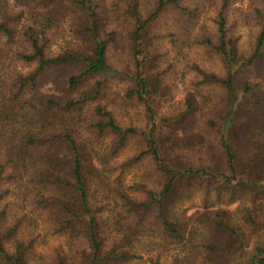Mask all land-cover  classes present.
Wrapping results in <instances>:
<instances>
[{"label":"trees","instance_id":"trees-1","mask_svg":"<svg viewBox=\"0 0 264 264\" xmlns=\"http://www.w3.org/2000/svg\"><path fill=\"white\" fill-rule=\"evenodd\" d=\"M28 1L34 5L28 12L31 24L26 30L32 54L25 60L35 62L37 68L20 78L18 88L7 100L0 94V112L4 114L0 117V264H33L35 256L41 257L36 251V240L26 238L23 233L32 213L36 228L41 218L51 232L64 236L69 246L44 264H127L132 260L128 252L105 249L91 197V185L100 176L92 162V169L88 166L86 147L78 139L84 127L98 137L114 135V152L123 149L131 138L140 137L144 141L145 150L136 161L152 160L165 182L158 193L150 192L147 200L135 207L144 214L154 211L173 240L185 238L183 224L171 216L174 195L184 182L212 180L226 189L252 190L264 195V166L255 156L256 150H264V83L257 76L260 68L264 70V11H257L260 30L249 54L237 51L232 36L228 17L232 0H220L214 20L216 41L209 36L203 41L225 67L224 76L200 72L206 78L205 84L220 86L225 93L220 125L210 122L218 135L217 151L224 167L212 171L208 166L194 167L173 154V149H185L190 141L204 139L195 132V122H190L202 108L189 99L180 116L164 117L158 111L154 94L160 78L151 76L156 64L151 52L152 31L157 21L170 13L181 20L197 21L202 16L199 8L186 6L184 0H156L145 14L140 0ZM122 3L132 26L129 38L133 70L126 73L108 64L109 44L101 37L103 22H108ZM111 7L114 12L108 11ZM2 18L0 35L12 37L14 31L7 22L15 18L6 14ZM68 20L76 22L73 30L80 42L77 49L49 55L47 34L58 22ZM113 37L116 35H109ZM66 68L65 83L58 92L39 94L50 72ZM101 77L103 80L91 84ZM112 77L127 81L130 84L127 98L144 105L145 130L123 128L100 104L104 78ZM90 118L94 122L89 123ZM240 147H248L254 153L251 160L255 163L248 169L240 162ZM14 191L24 198L21 203L28 214L12 217L9 199ZM217 226L240 239L237 230L222 219ZM259 251L264 253V247ZM257 264H264V258Z\"/></svg>","mask_w":264,"mask_h":264},{"label":"rangeland","instance_id":"rangeland-1","mask_svg":"<svg viewBox=\"0 0 264 264\" xmlns=\"http://www.w3.org/2000/svg\"><path fill=\"white\" fill-rule=\"evenodd\" d=\"M155 2L140 0L141 11L146 14ZM184 3L190 8H199L201 18L197 21L181 20L174 14H166L152 31L154 47L151 52L156 64L151 76L160 78L158 87H154L155 100L164 117L180 116L186 111L189 99L195 100L202 108V112L190 122H195V132L203 135L204 139L190 141L185 149H173V154L194 167L208 166L215 171L224 166L217 151L218 135L210 122L220 125L225 93L220 86L205 84L206 78L200 72L225 75L221 59L203 43L206 36L216 41L214 20L220 0L213 3L210 0H184ZM33 7L28 0H7V3L0 0V21L4 20L3 14L15 18L13 22H7L14 31L13 36L0 35V94L4 100L18 88L21 77L32 74L37 68L35 62L25 60L32 54L26 30L31 24L28 12ZM119 7L121 9L108 22H103L101 37L109 44L108 64L126 73L133 70L129 38L132 26L126 6L122 3ZM258 10L264 11V0L231 2L228 17L240 54H249L253 50L260 30ZM108 11L115 10L111 7ZM75 23L70 20L58 22L47 34L49 55L77 49L80 42L73 30ZM112 33L115 38H109ZM263 72L262 68L257 71L262 83ZM67 74V68L50 72L44 78L39 94L58 92ZM99 80L103 77L94 79L91 84ZM129 87L125 80L104 78L99 102L123 128L145 130V107L127 98ZM3 116L0 112V117ZM94 120L90 118L89 123ZM78 139L86 147L88 166L91 168L92 162L100 176L94 178L91 197L105 249L128 252L132 260L127 264H257L264 258V253L259 251L264 247V195L252 190L226 189L212 180L184 182L174 195L171 216L183 224L185 238L173 240L164 231L154 211L144 214L135 207L136 203L147 200L150 192L158 193L165 182L152 160L136 161L145 150L144 141L140 137L131 138L123 149L114 152V135L109 133L98 137L87 127L80 129ZM253 154L248 147H240L239 159L245 169L254 165V159L251 160ZM257 155L264 166V150H256ZM9 200L13 208L12 217L28 214L21 203L24 198L18 197L16 191ZM29 218L32 219L25 223L23 233L26 238L36 240V251L41 256H35L33 264L54 260L61 250L69 248L67 239L51 232L41 218L38 228L34 224L35 215L32 213ZM220 219L237 230L239 240L217 226Z\"/></svg>","mask_w":264,"mask_h":264}]
</instances>
